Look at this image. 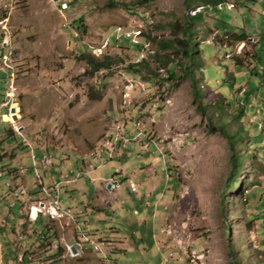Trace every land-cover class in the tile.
I'll return each instance as SVG.
<instances>
[{"label": "rangeland", "instance_id": "374dc122", "mask_svg": "<svg viewBox=\"0 0 264 264\" xmlns=\"http://www.w3.org/2000/svg\"><path fill=\"white\" fill-rule=\"evenodd\" d=\"M195 12L182 0H0V103L10 83L16 92L1 112L14 105L17 115L0 116V171L20 169L26 190L35 191L40 178L47 183L39 159L46 147L57 165L72 156L93 169L90 152L103 141L101 167L70 178L80 177L87 203L100 184L91 177L112 178L96 194L103 204L91 203L104 211L103 231L86 229L83 239L62 204L70 213L45 214L48 232H39L24 214L34 220L38 210L20 190L8 193L11 179L0 177V205L10 210L8 227L0 211V264H264V0H227L199 12L205 117L182 76L187 59L164 47L181 36L175 24ZM234 31L247 37L237 41ZM82 52L110 57V67L91 72ZM169 57L179 77L164 67ZM219 92L224 112L211 105ZM221 121L242 130L240 171L227 189ZM73 241L81 242L77 256Z\"/></svg>", "mask_w": 264, "mask_h": 264}, {"label": "trees", "instance_id": "16d2710c", "mask_svg": "<svg viewBox=\"0 0 264 264\" xmlns=\"http://www.w3.org/2000/svg\"><path fill=\"white\" fill-rule=\"evenodd\" d=\"M182 1H183V4L186 10H192L193 8L197 7L198 12H195L193 14L188 13L187 15H185L184 20L181 25L175 24L176 27L179 26V33L181 36L179 38L167 40L166 44H164V47L172 48L178 51L181 54V56L187 59L186 63L184 64V74L182 76L187 77L189 79L191 89H192V94H193V100L197 103L198 111L201 113L203 117H205L207 116V113H206L207 105L205 103H202L203 92L199 84V81L203 79L202 59H201L200 53L198 52L199 44L195 40V37H194L198 30L196 27V20H197V16L199 12L205 7L207 6L213 7V6L221 5V3H224L227 0H182ZM106 4L110 5V2H107ZM199 7H202V8H199ZM230 36L233 37V39L237 41L244 40L247 37V35L244 32H241L239 34L235 31L231 33ZM156 56H158V54ZM78 58L84 59L87 61V63L90 66L91 72L99 70L100 68L108 69L111 64L110 57L103 56L99 58V57H96L92 53L82 52L78 55ZM235 60L238 62L237 65H240L239 59L237 57L235 58ZM174 64H176L174 59L172 57L171 58L169 57L165 61L164 67L167 68L166 70L168 71L169 76L179 77L178 75H175L173 73V69H170V68H173ZM128 69L131 70L132 72H136L138 70L135 68V65L133 64L129 65ZM211 105L212 106L215 105V107L220 112H224L229 106L228 102L226 101V97L220 92L215 96ZM242 116H243V107H241L240 111L236 113L235 118L237 120H240ZM207 119L209 120V122H211L210 117H207ZM211 124L214 125V122H212ZM218 130L222 135L225 136L228 146H229V171L224 181V189H227L233 185L234 181L237 178V174L240 171V165H241L243 157H242L241 152L237 148L236 142L242 138V130L241 129L234 130V131L228 130L226 128V124L223 121L219 122ZM2 171H3L2 173H4L5 176L6 175L9 176L10 173L14 171V169L10 168L9 166H6L4 169H2ZM21 206L22 205L20 204V207ZM220 209L222 213H224L223 192L222 193L220 192ZM27 211L28 212L27 214H25V217H28V219L30 220L31 214L29 210ZM22 215L23 213L21 214V216ZM38 225H40L39 227H41V220H38L37 226ZM41 229L39 232H41L42 234L48 232L46 226L41 227ZM33 232L34 234L39 235L37 230L34 229ZM23 260H26V259L22 258L21 261Z\"/></svg>", "mask_w": 264, "mask_h": 264}, {"label": "crops", "instance_id": "0c3cea01", "mask_svg": "<svg viewBox=\"0 0 264 264\" xmlns=\"http://www.w3.org/2000/svg\"><path fill=\"white\" fill-rule=\"evenodd\" d=\"M102 142L99 143V145L96 147V149L93 152H90V155L95 157L94 159L91 160L92 161L91 168H93V169H87L88 167H86V166L84 167L82 165L81 159L76 160V158H74L75 161L72 160V156H67V157L60 156L59 157V164L57 165L54 162L53 155L50 153L49 148H47V147L45 148L44 155L41 156L42 158H39L41 160V162H40L41 165L44 167V169H46L43 172V178L46 180L47 183H45L44 180L40 178L42 184L50 186V185H53L54 183H59V186L55 187V197L57 198V200L60 201V204H62L66 208L71 209V211L73 213L74 221L70 222V224L74 223L76 231H78V230L82 231L83 239H87V236H85V233H86L85 230L86 229L94 228L95 230L99 231V233L103 231V227L101 224L104 222V218H105L104 211L94 209L91 206V203L94 201L97 204H103V202L101 201L102 197L97 196L96 194H98V191L100 190L101 185L103 183L107 184L106 183L107 180H110L112 178L111 177L104 178L102 176V174H96V176H92L89 181L95 182V180L97 179L100 184L96 187H93V190H92L93 195L90 196L91 201L89 203H87L83 199L80 198V195L78 192L80 187L78 188L77 186H78V181L79 180L81 181L80 177H78L77 179L75 178L74 182L68 183V182L64 181L63 174L69 172L70 176L73 174H74V176H76L77 175L76 172H78L79 173L78 176H81L82 174L83 175L87 174L89 176V174H91L96 168L101 167V164H99L98 159H96L97 158L96 152H97V150H100L102 148V146H103ZM14 156H15V154L11 153L10 159H12ZM44 156L46 157V159H44ZM122 157L124 158L126 156L123 155ZM117 158L119 160V157H117ZM112 159H113V157H112ZM82 160L84 161V157H82ZM55 165L57 167H55ZM10 168H11V166H10ZM117 169H118V171H117ZM117 169H116L115 173H118L120 168H117ZM117 175H119V174H117ZM2 177L10 178L12 181V182L8 181L9 182L8 191H7L8 193L15 191V194H16L20 190L21 194H23V195L26 194L25 202H27V205H28V202H30L29 200L37 201V200H39L38 198L42 197L41 196L42 195L41 184L37 183L38 188L35 191H29L28 192L26 190V186H27L26 181L27 180L25 178L24 173L20 169L19 170L14 169V171H12L9 176L8 175L5 176L3 173ZM18 177L20 179H22L21 186L16 185V179ZM36 177H37V175H36ZM37 179H38V177H37ZM124 179H128V178H124ZM117 183L119 184L118 181H117ZM79 184H81V186H83V182H80ZM21 205H22L21 206L22 209L27 208V206L24 207L23 204H21ZM0 211L3 213L5 212L4 219H3V226L8 227L7 226V222L9 219L8 213L10 212V210H9V208H5V207L1 206ZM27 212L28 211H26L24 214H27ZM63 212L68 214V213H70V210H68L67 212H65L63 210H59V213L63 214ZM34 215H36L34 220L30 219V221H34V224L37 225L38 220L42 219V216H44L45 214L38 211ZM46 215L49 218L53 219V217L50 215V213H46ZM57 216H59V215H57ZM112 225H114V224H112ZM14 226H17V225L14 224ZM111 227L112 226L110 225L109 228H111ZM79 239L81 240V236H79ZM72 240H74V239H72ZM77 242H80V241H75V242L73 241L72 242L73 244H71L73 246L74 245L76 246L75 247L76 250H77L78 245L81 246V244H80L81 242L80 243H77Z\"/></svg>", "mask_w": 264, "mask_h": 264}, {"label": "built area", "instance_id": "2783aa9c", "mask_svg": "<svg viewBox=\"0 0 264 264\" xmlns=\"http://www.w3.org/2000/svg\"><path fill=\"white\" fill-rule=\"evenodd\" d=\"M66 4L67 3H63L62 4V8H65L66 7ZM7 92H6V95L4 96V101L2 103H0V116H3L4 114L1 112L2 109L4 108V106H6L8 104V102L14 98L16 92L13 91V88H12V84L10 83L9 86L7 87ZM9 114H11V111H9ZM8 121H11V120H8ZM12 122V121H11ZM19 132V131H18ZM20 133V132H19ZM26 138L23 137L22 138V141L24 143H26ZM27 144V143H26ZM102 149L103 147L100 149V150H97V159L99 161V164H102V159H103V156H102ZM32 158V161H33V168L35 170V173H37V167H36V160H35V155H32L31 156ZM104 165V163H103ZM24 170V168H21ZM37 177L39 178L38 174H36ZM3 176V173L0 171V177ZM70 174H65L63 176L64 178V181L66 182H71L73 181L74 179H71L70 178ZM133 187H134V184H131ZM56 186H59V183H54L53 185H50L48 187H44L43 184L41 183V191H42V197L43 199H39L37 201H32V200H29V204H28V208H35L36 210L46 214V213H53V219L54 218H57V210H62L61 208V205L59 203V200H57V198L55 197V187ZM69 210V209H68ZM71 246L73 245H70L68 246V248L70 249ZM75 247V245H74ZM71 250V249H70ZM72 255H75L77 256L78 255V252L75 251V252H72Z\"/></svg>", "mask_w": 264, "mask_h": 264}, {"label": "bare ground", "instance_id": "6f19581e", "mask_svg": "<svg viewBox=\"0 0 264 264\" xmlns=\"http://www.w3.org/2000/svg\"><path fill=\"white\" fill-rule=\"evenodd\" d=\"M199 8H201V7H199ZM12 109H14V110H12ZM10 111H11V114H4L3 115V118L4 119H10L11 121H13L12 120V115H14V113H15V111H16V109H15V107H14V105H13V107H11V109H10ZM113 187H114V185H113ZM52 215H53V213H51ZM57 215H59V211L57 210ZM76 249V248H75ZM76 251H78V250H76ZM2 252V251H1Z\"/></svg>", "mask_w": 264, "mask_h": 264}, {"label": "water", "instance_id": "95a60500", "mask_svg": "<svg viewBox=\"0 0 264 264\" xmlns=\"http://www.w3.org/2000/svg\"><path fill=\"white\" fill-rule=\"evenodd\" d=\"M12 110H14V109H12ZM13 116V119H17V115L16 114H14V115H12ZM44 159H46V157L44 156ZM71 251L72 252H75L76 251V249H75V247L74 246H71Z\"/></svg>", "mask_w": 264, "mask_h": 264}, {"label": "clouds", "instance_id": "9594fccd", "mask_svg": "<svg viewBox=\"0 0 264 264\" xmlns=\"http://www.w3.org/2000/svg\"><path fill=\"white\" fill-rule=\"evenodd\" d=\"M196 8H197V7H196ZM201 8H202V7H201ZM200 10H201V9H200ZM200 10H199V11H200Z\"/></svg>", "mask_w": 264, "mask_h": 264}]
</instances>
